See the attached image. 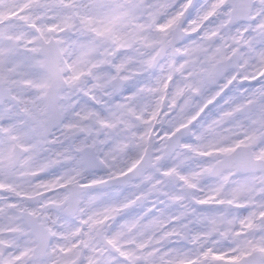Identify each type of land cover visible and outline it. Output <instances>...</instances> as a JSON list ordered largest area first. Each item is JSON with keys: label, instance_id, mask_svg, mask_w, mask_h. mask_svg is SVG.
I'll return each mask as SVG.
<instances>
[{"label": "clouds", "instance_id": "1", "mask_svg": "<svg viewBox=\"0 0 264 264\" xmlns=\"http://www.w3.org/2000/svg\"><path fill=\"white\" fill-rule=\"evenodd\" d=\"M189 23L182 18L172 24L163 16L150 21L145 34L154 38L151 44L116 28L115 37L100 44L101 52L61 57L47 81L42 103L48 105L50 128L40 143L64 155L51 175L80 194L88 216L85 236L100 230L119 233L128 245L150 240L154 234H147L148 218L141 213L165 199L157 185L182 188L191 202L194 192L187 184L197 183L210 163L201 153L238 141L240 117L261 99L256 93L264 95V60L250 56L242 43L246 22L226 25L211 39L204 37L203 25L178 39ZM132 96L134 112L126 103ZM225 112L233 115L217 125L220 139L205 141L202 130ZM112 114H118L112 127L91 135Z\"/></svg>", "mask_w": 264, "mask_h": 264}, {"label": "snow or ice", "instance_id": "2", "mask_svg": "<svg viewBox=\"0 0 264 264\" xmlns=\"http://www.w3.org/2000/svg\"><path fill=\"white\" fill-rule=\"evenodd\" d=\"M63 7L66 10L73 7L78 10L83 8V12L79 14V23H67L60 29L63 35L55 41L41 29L38 39L32 41L28 53V59L36 74L41 78L47 77V81L55 77L59 70L61 52L72 43L69 36L71 30L86 31L89 40L97 36L114 35L117 22L122 18L136 21L137 31L145 44H151L154 39L150 34H145L147 24L152 20L158 21L161 16L172 24L182 18L190 21L188 29L180 34L178 39L198 32L201 25L207 29L204 37L211 39L216 34L222 35L226 25L231 27L246 22L248 32L242 43L250 56L264 60V0H179L178 5H173L172 0H131L129 3L115 6H84L76 4L75 0H66ZM109 8L113 9L112 14L105 18ZM171 9L175 10L170 11ZM101 24L104 25L103 31L99 27ZM57 27L58 25H50L46 31L54 32ZM187 48L194 49V45H187ZM73 52L81 58H87V43L78 42L73 47ZM13 72L14 67L5 64L0 68V82H7ZM47 86V82L36 84L40 89H47ZM188 87L195 86L189 83ZM256 95L261 96V99L254 108L245 110L240 117L243 131L238 141H223L222 146L218 145L214 150L201 153L203 158L210 161L203 167V180L223 182L226 185L225 191H231L237 182L246 184L254 174L253 169L264 170V95ZM126 103L134 112L137 97H129ZM236 110H240L239 105ZM232 115V112H225L221 118L202 130L204 140H219L217 125L222 119ZM45 119V116L36 115L38 123ZM116 119L117 117L106 118L101 124L109 129ZM246 139L250 143L246 144ZM47 182L52 187V192L46 199L55 196L62 201L58 211L73 221V244L69 246L61 243L59 239L53 242L45 223L36 215L35 210H30L20 218V224L13 229L25 234L28 242L21 247L0 241V244L5 245L3 253L0 254V264H109V260L114 261V264H264V207L246 205L238 209L241 223L234 227L237 236L231 240L230 248L226 247L220 251L205 247L194 253L191 249L179 245L181 241L191 242L198 239L197 230L185 227V221L177 219L179 213L171 211L172 208L182 205L180 197L185 195L168 192L164 203L157 202L155 207L141 213V217L148 218L147 234H154L156 243L137 241L135 245L123 244L119 233L105 234L103 231L94 230L81 250L79 232L87 230L88 216L81 211L80 194L59 181L56 175L49 176ZM57 183L61 185L58 189ZM187 186L193 190L194 203L198 208L212 211L213 201L218 200L223 204L222 198L215 194L203 197L196 195V190H203V182H189ZM15 212L16 209L13 208L12 214L15 215ZM216 224V220L211 221L213 228ZM245 228L248 229L247 232L243 231ZM172 242L178 246H170ZM8 248L18 250L9 252ZM73 248L76 250L73 251ZM81 251L83 255H78Z\"/></svg>", "mask_w": 264, "mask_h": 264}, {"label": "rangeland", "instance_id": "3", "mask_svg": "<svg viewBox=\"0 0 264 264\" xmlns=\"http://www.w3.org/2000/svg\"><path fill=\"white\" fill-rule=\"evenodd\" d=\"M65 2L66 0H0V68H3L5 64H8L9 67H14V72L9 75V79L5 83L10 89L13 90V93L18 98L24 101V104H21L24 114L19 113L9 117L7 116V107L0 108V125L3 128L0 130V157H2V155L8 150L9 139L11 137L18 138L24 145L23 147L27 150L26 156L22 158L19 166L15 170H12V166L8 169L11 173V176L8 178L17 177L20 180L18 185L14 184L16 189L20 191L19 195L31 196L37 190L48 187L49 184L47 182V178L51 176V173L55 172L56 170V168L52 167V164L55 162L65 161L64 155L61 152L49 149L47 146H41L40 139L37 142L35 140L34 130L38 129L40 131L43 128L44 122L46 120L45 119L38 123L36 121V115L39 114L46 117L48 115V110L45 106L46 104L42 103V101L45 100V89L36 87L38 75L32 68L31 62L28 59V53L32 47V41L38 38L41 29L45 30V34L47 36L55 37L56 40L58 37L62 36L59 35L58 32H61L60 29L64 28L67 23H79V14L83 12V8L79 10L75 7L67 10H56L53 8L54 4H64ZM129 2H131V0H95L93 3H90L89 0H75L76 4H82L84 6H90L93 4L115 6ZM112 11L113 9L109 8L105 13V18L111 15ZM75 17H77V20H74ZM50 25H58L56 31L48 33L46 30ZM32 27L36 28L34 34L31 33ZM116 27L121 29V31L125 32L128 36L135 37V35L138 33L136 21L130 18H122L117 22ZM69 36L72 43L64 49L66 55L73 53V47L77 45L78 42H86L88 49H93L92 55H94L96 54L97 50L101 52L100 44L109 37L114 38L115 34L101 36L103 38L100 37L101 39L99 40H89L88 33L86 31L74 29L69 32ZM14 44L17 45L15 56L12 55V53H10L8 56H5L3 52L6 50L3 46L12 48V45ZM15 74H17V76H15ZM40 82H43L41 77ZM26 83L29 84L31 88L26 87ZM29 89L31 91L28 92L27 90ZM34 96H38L35 101L36 104H29V100ZM110 117L113 116L110 115ZM23 122H26L27 124L24 125ZM51 143H55V141H51ZM84 147H86V145H84ZM45 153H48V155L45 156ZM3 157H7L8 159H0V166L1 162H3V164H9L10 152L4 154ZM39 160L41 165H34ZM49 163L50 168L45 173L41 172L40 174H35L37 171L46 170L43 164ZM30 166H32L31 172L33 174H27V170ZM3 167L5 168L4 165ZM5 169L1 170L0 168V184L4 177L3 171ZM203 176L204 173L202 171L200 176L197 178L198 182H203L204 184L203 190H199V192L208 194L210 192V183L206 182L208 180H203ZM157 189V194L160 196H166L168 192L183 191L182 188L176 186L161 187L160 185H157ZM10 190H12V188ZM8 194L9 191L4 190L0 196V233L6 229L5 225L8 211L7 208H10V206L7 207L5 202ZM50 200L62 202L55 196L50 198ZM153 202L154 204L157 202L161 204L163 203L162 200H154ZM19 205V209H25L27 212L30 210H35V212L38 213L37 205L23 204L22 202H20ZM42 218L44 221L49 222L52 227L53 225L56 227V229L54 227L53 228L55 230V234L59 236L58 239L65 240L67 236L72 233L71 229L73 226L65 219L57 217L55 214L52 216L50 214L43 215ZM50 218H52V220H50ZM15 235L16 237L11 238V240H15L16 242L10 241L7 239V236H5V242H8L9 244H18L21 247H23L28 242V237L25 234L19 233ZM18 236H23L25 239L19 242L17 240ZM16 250L18 249L11 248L9 252ZM75 250L76 249L73 248V251Z\"/></svg>", "mask_w": 264, "mask_h": 264}, {"label": "flooded vegetation", "instance_id": "4", "mask_svg": "<svg viewBox=\"0 0 264 264\" xmlns=\"http://www.w3.org/2000/svg\"><path fill=\"white\" fill-rule=\"evenodd\" d=\"M90 55H92V53H90L89 56ZM11 103L19 108L20 103L18 100L12 101ZM117 115L118 114H116V116ZM108 118L112 117L109 116ZM98 129L99 130H91V135L98 136L101 132L107 131V129L103 125H99ZM44 130L45 127L43 129V132ZM240 131H243V129L241 128ZM43 132L39 135V137H43ZM108 139H111V137L108 136ZM253 173L254 174L249 178L246 184H240L239 182H237L236 185L231 189V191H225L226 185L223 182H217L215 180L206 181L210 183V192L208 194H204V196L215 194L217 197H220L223 200V204H220L218 200L213 201L211 204V207L213 209L212 211H206L204 209L198 208L194 203L195 197H191V202H189L188 199L185 198V196H181L180 200L182 201V205L176 207V211H173L172 209L171 211L179 213L177 219H183L185 221V227L197 230L198 239H194L191 242L181 241L179 246L191 249L194 253L202 250L205 247L214 248L220 251H223L226 247L230 248L231 240L237 236V233L234 231V227L238 226L241 223L239 219L238 209L246 205L264 207V170H262L261 168L253 169ZM14 184L18 185L19 181H14L12 185ZM14 188H16L15 185ZM39 190L43 191L45 189ZM41 191H39V193ZM196 195L203 197L198 193ZM46 197H48V195ZM46 197H44L43 199V205L38 206V213H36V215L39 216L41 221L45 223L46 227L53 237V242H55L59 238V236L55 234L54 228L56 229V227L53 225V228L49 222L44 221L42 216L47 214H55L58 217L63 218L67 222L71 223L72 226L73 221L71 220V218L62 215L61 212L58 211V208L62 202L50 200V198L52 197L46 199ZM162 201L164 203L165 199H163ZM16 205L18 204L15 203L14 207H16ZM50 205H56L58 206V208L55 209L56 211H45V209H47ZM191 206L192 208H189ZM12 209L13 207L7 212L5 228L7 232L10 231V233L7 235V239L16 242L15 240H11V238H15V234H19L21 232H17L13 229L16 225L20 224V218L25 214V212L23 213V211H19L15 208L16 212L15 215H13ZM212 220L217 221L215 228L211 226ZM243 231L247 232L248 229L245 228L243 229ZM2 237L4 236L0 237V241H2ZM24 239L25 237L23 236L17 237V240L19 242L23 241ZM74 239L75 237L71 233L65 240L59 239V241L71 246ZM88 239L89 236H85L84 241L86 242ZM146 242L156 243L155 236H152L150 240H146ZM170 246L178 245H176L175 242H172ZM4 249V244H0V254L3 253ZM230 259L231 258H229V260ZM109 264H114V261L109 260Z\"/></svg>", "mask_w": 264, "mask_h": 264}, {"label": "bare ground", "instance_id": "5", "mask_svg": "<svg viewBox=\"0 0 264 264\" xmlns=\"http://www.w3.org/2000/svg\"><path fill=\"white\" fill-rule=\"evenodd\" d=\"M95 0H89L90 3H93ZM87 4V3H86ZM57 6H60L61 9H64L63 7V4H59L57 3L56 4ZM38 96H34L33 98H31V103H34L35 99L37 98Z\"/></svg>", "mask_w": 264, "mask_h": 264}]
</instances>
